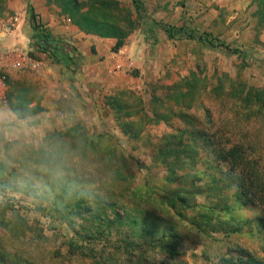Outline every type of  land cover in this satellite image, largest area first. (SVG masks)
Returning a JSON list of instances; mask_svg holds the SVG:
<instances>
[{"label": "rangeland", "instance_id": "374dc122", "mask_svg": "<svg viewBox=\"0 0 264 264\" xmlns=\"http://www.w3.org/2000/svg\"><path fill=\"white\" fill-rule=\"evenodd\" d=\"M227 1L225 7L220 0L214 4L212 0L0 2V23L8 25L19 17L34 34V18L43 25L41 12L47 10L58 27L74 26L107 48L104 53L92 49L94 60L86 62L72 40L53 35L60 43L70 42L68 50L78 52L80 61L75 63L64 51L54 59L39 56L33 37L29 38L28 57L42 61V68L57 66L58 73L69 78L70 87L63 118L55 112L50 126L42 121L38 126L32 125L35 121L21 123L16 112L0 110L6 117L4 126L21 133L12 140L0 135V256L13 259H4L6 264H94L82 252L86 245L76 232L110 242H100L94 251L104 262L140 264L141 256L152 254L153 242L171 229L178 234L180 255L175 264H222L224 257L239 260L242 249L264 258V230L257 214L237 209L222 212L207 224L202 213L207 214L217 201L207 195V176L201 167L180 165L172 177L171 165L182 159L168 158L164 149L169 136L183 132L190 136L194 119L204 126L211 120L229 126L227 120H235L244 139L260 137L253 123L233 114V101L214 92L227 75H240L250 85L264 87L259 4ZM90 20L117 27L126 35L123 48L115 52L118 37H102L78 24L90 26ZM174 31L176 37L171 39ZM30 66L6 65L0 75L9 70L33 74ZM63 134H67L64 151H56L60 143L52 144L48 137L59 141ZM178 193L185 201L176 199ZM101 202L118 207L107 210ZM225 204L221 202L220 208L225 209ZM117 212L125 225L115 223L108 231L107 222L114 221ZM135 219L140 226L130 224ZM234 222L241 228L231 233ZM133 244L126 254L124 245ZM171 263L162 259L160 264Z\"/></svg>", "mask_w": 264, "mask_h": 264}, {"label": "trees", "instance_id": "16d2710c", "mask_svg": "<svg viewBox=\"0 0 264 264\" xmlns=\"http://www.w3.org/2000/svg\"><path fill=\"white\" fill-rule=\"evenodd\" d=\"M3 1L0 0V2ZM135 3L137 4L138 11H141L142 6L137 2ZM257 3L259 4V10L258 12L256 11L258 25L264 27V0H257ZM90 22L94 26L86 25L84 22H78V24L83 30L96 35L99 34L102 37H118L119 42L115 48V52H119L123 48L126 35L117 29V27L105 25L94 20H90ZM33 30V40L36 47L46 52H49L51 48L57 52L61 51L60 41L56 40L43 25L37 23L35 18ZM176 34L175 31L171 32L170 38L175 39ZM190 38L194 39L192 36ZM210 45L212 46L213 44ZM70 59L71 57H69ZM220 83V85L214 88L216 96L233 101V111L235 112L233 114L245 118L246 123H253L255 131L263 138L245 137L246 139H244L239 134V128L235 125V120H227V124H230L229 126H218V123L215 124L213 120L209 122L208 126H204L199 119L191 120L190 126L192 130L190 136L186 137L189 132H183L176 136H169L164 141L167 157L182 159L181 161L176 160L171 165V175L172 177L175 176L174 168L180 165L195 168L201 167L202 174L207 176V195L213 198L216 197L217 199L216 204L210 206L209 210L204 205L200 206L207 210V214L202 213V217L207 224H213V219L216 215L220 217L223 213H233L237 209H249L257 214L256 221L264 230V87L250 85L240 75L236 78L227 75L224 80H220ZM224 84L227 87H224ZM29 113L31 114V111ZM29 113L16 111L19 118H27ZM188 118L190 119V116ZM256 126H259V128L256 129ZM66 136L67 134H63L59 141L54 140V136H52L53 139L48 138L50 141L53 140L52 144L60 143L61 147L57 148L56 151L63 152L65 148V141L63 139ZM86 139L87 137H85ZM81 141V139L78 140L79 144ZM52 144H50L51 147L53 146ZM191 176L194 179L198 177ZM174 181L171 179V182ZM226 193H231V196H224ZM178 194L176 199L180 202L185 201L184 196L180 193ZM231 200L232 205L229 206ZM223 201L226 202L225 209L220 208V203ZM85 206V210L90 211L89 206L87 204ZM104 207L108 210L109 208L116 209L118 206H116V203H104ZM81 209H83V206H80V211L83 213ZM118 209L126 210V208H121L120 206ZM137 209L138 206L136 205L135 210ZM102 211H105V209H102ZM107 219L109 218L100 216V220L106 221ZM122 220V214L117 212L115 220L107 222V230L112 231L115 223L124 226L125 223ZM219 223L224 229H227L225 221L221 220ZM130 224L140 226V222L137 219L132 220ZM230 227L231 233L239 232V228H241L235 222ZM202 232L206 235L208 234L206 230H202ZM76 234L80 241L84 242L82 244L86 245L85 247H81L82 252L88 255L87 257L93 258L94 264H110L94 255V251L98 248L100 242L106 241L104 238H101V236L97 238L95 234L91 233L89 236H81L77 232ZM104 243L107 245L110 242ZM178 246V234L174 229H171L162 238L153 242L150 248L152 254L148 253V256H141L140 259H143V261L140 264H160L162 259H167L172 262L171 264H175L174 262L180 255ZM132 247H134V244L133 246L124 245L125 253L129 254ZM10 258H7V255L3 254V256H0V264H6L8 260L5 262L4 259L10 260ZM238 259L235 257H224L222 264H264V258H258L244 249L239 251ZM11 260L13 261L12 258Z\"/></svg>", "mask_w": 264, "mask_h": 264}, {"label": "crops", "instance_id": "0c3cea01", "mask_svg": "<svg viewBox=\"0 0 264 264\" xmlns=\"http://www.w3.org/2000/svg\"><path fill=\"white\" fill-rule=\"evenodd\" d=\"M221 1L223 2L221 7L228 6L227 0ZM214 2L215 0H212L210 3L214 4ZM41 13L40 21L44 27L54 36L61 34L72 40L80 54L86 56V62L94 60L90 53L92 49H96L100 53L107 52L106 44L98 41L97 38L80 32L74 26L73 28H69V25L66 28L58 27L47 10H43ZM32 37V30L25 20H20L16 30H8L7 25L0 23V66L7 65L10 69L27 68L29 57L26 50L29 38ZM9 55L16 56V59L15 57L9 58ZM44 67L40 69L31 67L34 71L33 74H27L22 70H9L6 75H0V110L12 113L16 111L29 113L31 111L27 118H19L17 115L16 117L21 123L28 120L31 123L35 121L32 124L34 126H38L41 121L43 124H48L53 119L55 112L62 114L63 118L64 105L70 87L69 78L60 75L57 66L47 67L46 65ZM55 117V119H61ZM48 125L50 126V123Z\"/></svg>", "mask_w": 264, "mask_h": 264}, {"label": "built area", "instance_id": "2783aa9c", "mask_svg": "<svg viewBox=\"0 0 264 264\" xmlns=\"http://www.w3.org/2000/svg\"><path fill=\"white\" fill-rule=\"evenodd\" d=\"M20 20H21V18L16 17L13 21H11V22L7 25V29H8V30H16L17 25H18V23L20 22ZM30 43H31V42L28 43L29 45L27 44L29 47H30V45H31ZM66 43H67V44H66ZM66 43H65V42L60 43V45H61V47H60V48H61V51L64 50L65 54H66V52H67L68 57H71L72 61H74L75 63H79L80 56H79L78 52L68 50L66 47L70 45V44H69L70 42H66ZM35 46H36V45H35ZM62 48H63V49H62ZM36 49H37L36 53H37L39 56H46V57H48V58H50V59H54V58L58 55V53H59V52H57L56 50H54L53 48H51L49 52L43 51L42 49H39L38 47H36ZM28 62H29V65H31V67L34 68V69H40V68L43 67V65H44V63H43L42 61H40V60H33L32 58H29ZM2 67H4V66H3V65L0 66V68H2ZM118 67H119V69L122 68L121 65L118 66Z\"/></svg>", "mask_w": 264, "mask_h": 264}, {"label": "clouds", "instance_id": "9594fccd", "mask_svg": "<svg viewBox=\"0 0 264 264\" xmlns=\"http://www.w3.org/2000/svg\"><path fill=\"white\" fill-rule=\"evenodd\" d=\"M6 117L4 113L0 112V135H2L5 139L12 140L18 138L21 133L17 129L6 128L5 125ZM2 156V153H0Z\"/></svg>", "mask_w": 264, "mask_h": 264}]
</instances>
